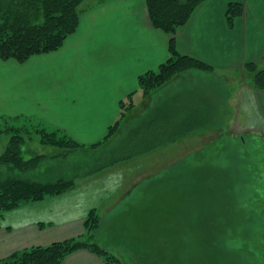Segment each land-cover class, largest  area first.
I'll use <instances>...</instances> for the list:
<instances>
[{"label": "rangeland", "instance_id": "1", "mask_svg": "<svg viewBox=\"0 0 264 264\" xmlns=\"http://www.w3.org/2000/svg\"><path fill=\"white\" fill-rule=\"evenodd\" d=\"M253 91L245 72L188 69L128 99L120 128L95 147L44 144L39 120L0 116V154L9 124L26 122L23 156L45 155L25 177L63 173L76 184L3 212L4 222L95 209L92 241L118 264H264V126L247 106ZM85 195L91 202L78 201Z\"/></svg>", "mask_w": 264, "mask_h": 264}, {"label": "crops", "instance_id": "2", "mask_svg": "<svg viewBox=\"0 0 264 264\" xmlns=\"http://www.w3.org/2000/svg\"><path fill=\"white\" fill-rule=\"evenodd\" d=\"M90 1L88 7L81 5L77 31L57 51L32 56L25 63L0 59V116L35 118L90 145L105 138L121 116L122 102L130 96L134 101L140 94L143 99L139 76L171 58V35L152 24L147 0ZM232 3L242 4L243 13L230 25L227 14ZM176 43L180 54L195 57L220 74L244 73L251 62L262 65L264 0H204L177 30ZM247 106L263 127L264 90L254 88ZM87 200L91 202L85 195L78 201ZM33 211V218L10 223L0 215V259L85 234L87 214L59 208ZM63 264H105V260L81 249Z\"/></svg>", "mask_w": 264, "mask_h": 264}, {"label": "trees", "instance_id": "3", "mask_svg": "<svg viewBox=\"0 0 264 264\" xmlns=\"http://www.w3.org/2000/svg\"><path fill=\"white\" fill-rule=\"evenodd\" d=\"M84 0H0V59H14L25 63L30 57L50 53L60 49L65 40L74 34L81 22ZM204 0H147L149 17L152 24L171 35V58L161 64L157 70L148 71L139 76V85L144 94L150 93L151 85H162L182 72L192 69H212V67L177 50L176 33L192 17ZM243 13V5L232 3L227 18L229 24ZM249 82L257 90H264V62L262 65L251 62L244 66ZM132 96L129 97V100ZM122 102L121 116L110 126L105 138L90 144L95 147L109 139L119 128L128 108ZM127 106V107H126ZM8 119V118H6ZM33 120V119H26ZM36 122V121H35ZM40 139L44 144L59 147H81L68 134L59 129H51L40 121ZM26 122L22 125L9 124L10 136L7 148L0 154V215L30 201L43 200L58 195L75 186L74 180H68L66 174H59L51 180L25 177V173L35 169L45 155L25 159L23 147L26 144ZM95 209L89 211L85 219V234L49 245H38L15 251L0 259V264H63L72 253L87 249L101 256L105 264H118L103 248L92 241L93 230L97 225ZM220 263V262H219ZM222 264V263H220Z\"/></svg>", "mask_w": 264, "mask_h": 264}]
</instances>
